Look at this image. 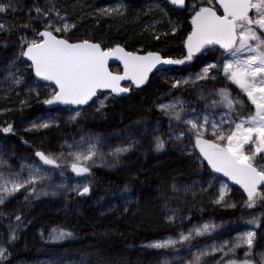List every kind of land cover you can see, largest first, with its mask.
<instances>
[{
  "label": "snow or ice",
  "instance_id": "6c2138e0",
  "mask_svg": "<svg viewBox=\"0 0 264 264\" xmlns=\"http://www.w3.org/2000/svg\"><path fill=\"white\" fill-rule=\"evenodd\" d=\"M167 2L171 6L187 10L185 0H167ZM15 4L16 0L0 3V13L15 11ZM219 6L223 10L222 15L217 13L214 6L199 7L196 10L198 6L191 4L194 15L191 18L192 31L185 41L187 52L182 59H173L162 56L159 52L150 51L145 55L128 52L120 44L105 48L101 43L86 39L70 42L62 38V34L67 33L75 25L69 24L66 16H61L57 8V0H50L47 11L36 8L39 16L48 19L45 30L36 33V38L32 40L26 37L20 38L21 51L5 68L0 69L4 74L0 83L8 82L13 87L22 84L24 70L19 66L18 61L27 58V61L31 62L28 67L34 71L36 77L43 81L54 82L56 86L50 98L43 101L44 104L82 106L88 105L96 97L93 103L99 105L96 110L100 111L109 99V95H103L102 90H110V94L117 96L128 93L130 88L122 87L121 81L127 79L136 87H140L148 81L149 74L153 70L160 73L174 71L175 69L165 66L186 65L199 54L218 46L220 55L216 57L214 63H206L200 71L174 79L171 84L172 89H180L182 86L199 88L200 94L197 100L204 104L202 110L186 108L188 102L180 97H174L169 103L159 104L157 107L161 114L168 118L167 132H162L160 121L151 124L136 121L127 130L125 142L110 148L107 156L118 163L124 154L139 145L137 136L151 137L153 150L157 153L164 152L170 143L182 145L186 140L191 144V151L186 147H182V151H186L188 155L195 154L201 165L206 161L214 172L223 173L241 186L246 193V199L241 202L245 208L256 209L258 204L264 208V192L259 191L264 186V163H260L264 161V0H219ZM154 9L163 11L161 0H151L149 11ZM253 10L254 15H249ZM99 11L105 16L122 17L127 7L125 0H117L114 7L102 8ZM0 30H5L4 24H0ZM7 30L11 31V28ZM159 38V36L155 37L157 40ZM112 57L122 61L123 74L109 70L108 63ZM221 80L235 85L254 106V111L246 113L243 101L234 98L227 87H213L206 95L204 94L202 84L215 85ZM98 92L103 95V99L98 96ZM168 95L171 96V92ZM36 96H39V92H36ZM27 103L26 100L21 101V106H26ZM218 108L224 110L219 116L216 113ZM80 116L81 111H75L69 119L74 121ZM57 121L58 117L49 115L46 119L41 118L40 123L33 122L31 128L46 129L56 126ZM2 131L11 133L12 125L9 124ZM209 132L213 139L205 138ZM107 139L89 134L82 135L78 141L72 138L71 144L65 140L61 147L69 151L59 153L35 151L33 162L27 163L28 158H24L19 163V171L13 170V166L0 156V205H4L7 199L21 189L27 193L25 200L32 195L36 198L40 195H48V191L43 187L45 182L52 180L54 175H59L63 180L66 170L88 181L97 160L103 161L105 158L102 149ZM196 183L193 182L192 185L173 183L171 185L173 196L178 198L181 194L187 196L191 193L195 197ZM208 185L213 186L211 180L208 181ZM38 186H41L39 191ZM55 187L66 188L67 185L58 183ZM74 190L79 196L88 195L91 191L90 182L77 184ZM128 191L129 189L125 187L124 192ZM199 191L204 194L208 190L201 186ZM227 195V184H221L211 203L237 207L235 203H230L226 199ZM163 198L164 207L172 213L166 217L167 221L176 224L179 220L177 227L183 229L184 220L189 218L180 216L178 208H169L170 197L164 194ZM249 215L251 218L241 217V221L259 229L261 220L264 219V212L259 215L252 213ZM16 221L17 228L21 227L20 216H16ZM223 227V224L217 225L213 221L203 222L193 225L186 232L178 231L176 238L169 236L155 240L145 247L173 251L184 248L193 257L186 264H206L204 258L217 252L222 253L221 260L217 264H253V248L257 236L255 230L240 232L234 237V243L225 240L218 245L214 243L206 247L193 243L199 237H211L213 232ZM9 231L8 243L12 246L18 236L15 228H10ZM261 231V239L264 240V229ZM41 236L44 238L45 233L42 232ZM73 237L74 233L71 230L57 226L48 230L46 239L52 243H61ZM241 247L247 248L243 260L225 261V257L229 254L234 256L236 249ZM193 248L196 249L194 253ZM10 255L8 249L0 242V264L7 261ZM256 255L259 256L261 264H264V252ZM66 257V253L56 256L48 264H64ZM72 264H87V262L81 258L79 262L73 261ZM162 264H173V262L164 259ZM176 264H184L183 258L177 257Z\"/></svg>",
  "mask_w": 264,
  "mask_h": 264
},
{
  "label": "rangeland",
  "instance_id": "374dc122",
  "mask_svg": "<svg viewBox=\"0 0 264 264\" xmlns=\"http://www.w3.org/2000/svg\"><path fill=\"white\" fill-rule=\"evenodd\" d=\"M3 2H6V0H0V3ZM116 3L117 0L104 5L103 8L114 7ZM24 4L23 0H16L15 11L0 13V24H4L5 26V30H0V50L2 49L7 53L6 60H3L0 64V69L5 68L21 51V37H26L28 40L36 38L34 34H36L35 32L37 29L33 25L22 22L18 23L13 20L16 14L23 11ZM188 4H196L198 6L196 10H198L199 7H216L214 0H191ZM34 7L35 11L36 8L47 11L50 7V0H37ZM161 8L164 9L162 5ZM249 15H254V10L250 12ZM61 16H66V14L61 13ZM37 17L41 20L48 21L47 18L39 16L38 14ZM53 22L55 23V21ZM67 22L73 25L68 18ZM172 25L175 29L179 27L176 23ZM9 28H11V31L7 30ZM72 29L73 28L69 31ZM69 31L67 33H69ZM219 55L220 50L218 47H215L198 55L197 58H194L192 62L186 65H173L168 67L175 69L174 71L168 73L157 72L152 75L154 80L151 84H149V82L146 86L138 88L134 87L132 84H128L126 85L130 88V94L128 96L118 97L114 94H110V92H103V95H109V99L105 102L106 106L101 109L100 112L110 109L113 110L114 113L110 116L106 124L97 127L94 126L92 119V116L99 112L96 110L99 107L96 103L92 102L87 107L78 108H74L73 106L66 108L59 106L56 108H48L43 101L50 98L55 87L39 82L34 77L33 70L28 67L30 63L25 58L18 61L19 66L24 70V82L14 87L10 86L8 82L0 83V94L3 96L6 95L8 98V100L0 102V114L10 113L8 118L2 123L3 128L8 127L9 124H11L13 128L11 133L3 132L0 135V156L13 166V170L19 171V163L24 158H28L26 161L27 163H32L35 151H44L46 153L69 151V149L61 147L65 140L71 144L72 138L78 141L82 135L91 134L94 136L107 137L108 139L105 141L102 149L105 153V158L103 161L97 160L96 165L92 167V171L100 170L104 173L117 176L120 178L119 185L103 187L96 191L94 195L90 196L85 202L86 214L93 218L115 217L128 223L137 220L139 213H141V210H139L140 204L148 193L155 194L162 205L161 213L163 215L165 227H163L161 233L155 235V237L149 241L142 243L137 248L129 247L117 256H114L113 254L110 255L107 248L105 249L96 240V242H90L87 245L88 249L82 250L73 256L67 255L64 264H72L73 261L79 262L81 258L85 259L87 264H162L164 259H168L172 261L173 264H176L177 257L183 258L184 264H186V262L192 260L193 257L189 255L184 248H180L179 251H173L169 249H152L145 247V245L169 236L176 238L178 231L183 230L186 232L193 225H199L208 221H213L217 225L223 224L224 227L218 228L212 233L211 237H199L194 240L193 243L199 244L201 247L210 246L214 243L218 245L225 240L234 243V237L240 232L255 230L257 236L254 242L252 260L253 264H261L259 256L256 254L264 252V240L261 239V230L264 229V219L261 220V227L256 229L254 226L244 224L241 221V217L249 219L251 218L249 215L250 213L259 215L263 211L258 207L256 209L245 208L241 203L246 199V193L243 190L233 186L224 175L214 172L210 166L207 165L206 161L201 165L195 154L188 155L186 151H182V147H186L191 151V144L186 140L183 141L182 145L170 143L167 145L164 152L157 153L153 150L151 137L137 136L136 139L140 141L139 145L129 153L124 154L118 163L107 156V152L110 148L125 142L127 130L136 121H143L148 124L160 121L162 132H167L168 118L161 114L157 107L159 104L169 103L174 97H180L188 102L186 108H195L197 111L202 110L204 104L197 100L200 94L199 88L194 89L191 86H182L180 89H172L171 84L174 79L187 77L190 73L200 71L206 63H214L216 57ZM183 57L184 56L173 59H182ZM111 68L114 72L121 71V68L117 65ZM3 75V72H0V80H3ZM202 87L205 95L208 90L213 87H227L232 92L234 98L243 101L245 106L244 111L246 113L254 111V106L251 105L247 97L230 82L225 83L221 80L215 85L211 83L202 84ZM36 92H39L38 97L36 96ZM169 92H171V96L168 95ZM103 95L98 93L101 99H103ZM24 100L28 101V103L26 106L22 107L21 101ZM135 101H139L140 104H134L133 106V102ZM135 107L140 111L138 112V109ZM75 111H81V116L72 121L69 117L72 116ZM222 111L224 110L221 108L216 109L217 116H219ZM49 115L58 117L56 126H51L46 129L31 128L33 122L40 123L41 118L46 119ZM156 134L158 135L160 133ZM205 138L213 139L210 132ZM196 151L198 152V150ZM35 159L38 160V158ZM260 163H264V161ZM157 172L160 174L164 172L168 173L170 176L168 184L142 186L133 180L136 176ZM210 180L212 181V187L208 185V181ZM85 182H89V180L85 181L83 177H77L75 173L71 174L68 170L65 171L63 180L59 175H54L52 180L45 182L43 187L46 188L49 194L40 195L39 197L51 201L48 212L51 228L57 226L62 227L65 221L71 217L74 212L71 201L77 195L74 190L75 185H82ZM193 182H197L194 188L196 191L195 197H193L191 193L187 196L181 194L178 198L173 196L171 191V185L173 183L177 185H192ZM58 183H65L67 187L56 188L55 185ZM221 184H227L228 195L226 199L230 203H235L237 207L231 208L211 203V200L215 198L216 190ZM201 186L208 190L207 193H200L199 188ZM40 187L41 186H38V191ZM125 187L129 189L128 192H124ZM259 191L264 192V186H262ZM52 192L56 194L52 195ZM164 194L171 198L168 201L169 208H178L180 216L189 218L184 220L183 229L177 227L180 223L179 220L176 221V224L167 221L166 217L172 213L164 207ZM26 195L27 193L25 190L21 189L19 192L15 193L13 197L7 199L5 203L36 199L35 195H32L25 200ZM1 206L2 205H0V207ZM125 209H127V211H125ZM42 232L45 233L44 238L41 236ZM36 236L43 244L40 257L30 260L16 258L8 250L11 255L8 256L7 261L3 262V264H48L54 257L62 256V254L54 255L50 253L45 247V242L48 241L46 239L47 233L45 230L38 231ZM0 242L7 248L1 233ZM195 251L196 249L193 248L192 252L194 253ZM246 251V247L237 248L234 256L229 254V256L224 259L225 261L227 259L243 260ZM221 256L222 253L217 252L211 256L205 257L204 260L206 264H217V262L221 260Z\"/></svg>",
  "mask_w": 264,
  "mask_h": 264
},
{
  "label": "trees",
  "instance_id": "16d2710c",
  "mask_svg": "<svg viewBox=\"0 0 264 264\" xmlns=\"http://www.w3.org/2000/svg\"><path fill=\"white\" fill-rule=\"evenodd\" d=\"M23 1L25 3L23 11L16 14L13 20L33 25L37 29L35 33L44 30L48 21L37 17L34 7L37 0ZM114 1L116 0H57L58 10L66 14L68 20L75 25L69 33L62 36L72 42L86 39L101 43L105 48L120 44L133 52H159L165 57L172 58L186 55L185 41L191 32V18L194 15L191 4L186 6L187 10H180L172 8L167 0H161L163 11L160 9L149 11L151 0H125L127 11L124 16L101 14L99 10ZM173 23L179 26L175 31H173ZM156 36L160 38L157 40ZM6 54L4 50H0V64L6 60ZM153 80L154 77L149 84ZM6 98V95L0 94V102L8 100ZM134 104L140 103L135 101L133 106ZM113 113L114 111L110 109L95 113L92 116L94 126L106 124ZM9 115L10 113L0 114V135L3 133L2 123ZM68 172L73 174L70 170ZM169 177L167 172L162 174L157 172L139 175L133 180L142 186L161 185L168 184ZM88 180L91 187L90 193L85 196L76 195L72 199L74 212L62 226L71 230L74 237L61 243L46 241L45 247L50 253L54 255L66 253L73 256L88 249L87 245L97 240L101 246L107 248L110 255L117 256L129 247H139L163 231L165 222L161 213L162 205L153 193H148L141 202L139 208L141 213L134 222L127 223L115 217H89L86 214V200L103 187L119 185L120 178L94 170L91 171ZM50 202L48 199L39 197L30 201L8 202L0 207V233L6 247L14 257L28 260L40 257L43 244L36 234L40 230H45L47 233L51 228L48 213ZM257 207L261 208L259 204ZM261 210L264 212V208ZM16 216L21 217L22 226L19 228H17ZM10 228H15L18 236L12 246L8 243Z\"/></svg>",
  "mask_w": 264,
  "mask_h": 264
},
{
  "label": "water",
  "instance_id": "95a60500",
  "mask_svg": "<svg viewBox=\"0 0 264 264\" xmlns=\"http://www.w3.org/2000/svg\"><path fill=\"white\" fill-rule=\"evenodd\" d=\"M190 0H185V8H186V5H187V3L189 2ZM215 3H216V6H217V9L218 10H216L217 11V13L218 14H220V15H222L223 14V10H222V8L219 6V0H215ZM169 4V3H168ZM170 5V4H169ZM171 6V5H170ZM172 8H175V9H179L177 6H171ZM180 10H182V9H180ZM43 31V30H42ZM192 31V30H191ZM62 38H64V37H62ZM64 39H66V38H64ZM187 40V39H186ZM70 42H72V41H70ZM78 42V41H77ZM74 43V42H73ZM123 48H125L123 45H121ZM114 47V46H113ZM216 47H218V46H216ZM185 49H186V46H185ZM125 50L126 51H128V52H133V51H130V50H128L127 48H125ZM186 52H187V49H186ZM137 54H139V55H145L146 53H137ZM161 54V53H160ZM162 55V54H161ZM200 55V54H199ZM163 56V55H162ZM26 60H27V58H25ZM29 63H31L30 61H28ZM119 66L120 68H121V71L120 72H114L113 70H112V66ZM108 67H109V70L110 71H112L113 73H116V74H123V63H122V61H120L119 59H117L116 57H112V58H110L109 59V63H108ZM165 67H170V66H165ZM158 71H156V70H153V72L152 73H150L149 74V77H148V81L144 84V85H142V86H146L149 82H150V80H151V77H152V75H154V74H156ZM33 74H34V77L39 81V82H41V83H43V84H49V85H52V86H54L55 88H56V86H55V84H54V82H51V81H43V80H41L40 78H38V77H36L35 76V73H34V71H33ZM128 84H133V82L132 81H130V80H124V81H121V86L122 87H127L126 85H128ZM134 85V87H136L135 86V84H133ZM142 86H140V87H142ZM138 88V87H137ZM102 92H110V90H102ZM99 93V92H98ZM130 94V92H128V93H122V94H120V95H118V97H124V96H128ZM115 95V94H114ZM115 96H117V95H115ZM95 99H96V97H94L93 98V101H95ZM93 101H90L89 102V104L88 105H82V106H78V105H64V104H54V105H47L46 104V106L48 107V108H56V107H69V106H73L74 108H78V107H87V106H89ZM218 174H220V175H223V173H218ZM226 177V176H225ZM227 178V180L232 184V185H234L235 187H237V188H239V189H241V190H243L242 188H241V186L240 185H238V184H236L234 181H231L228 177H226Z\"/></svg>",
  "mask_w": 264,
  "mask_h": 264
},
{
  "label": "bare ground",
  "instance_id": "6f19581e",
  "mask_svg": "<svg viewBox=\"0 0 264 264\" xmlns=\"http://www.w3.org/2000/svg\"><path fill=\"white\" fill-rule=\"evenodd\" d=\"M121 70V69H120Z\"/></svg>",
  "mask_w": 264,
  "mask_h": 264
}]
</instances>
